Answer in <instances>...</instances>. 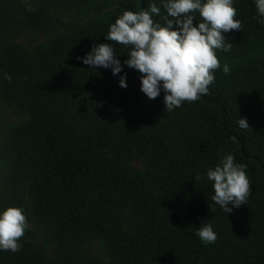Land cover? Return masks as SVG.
Wrapping results in <instances>:
<instances>
[{"label":"trees","instance_id":"obj_1","mask_svg":"<svg viewBox=\"0 0 264 264\" xmlns=\"http://www.w3.org/2000/svg\"><path fill=\"white\" fill-rule=\"evenodd\" d=\"M150 3L160 6L0 0V207H22L29 224L0 264H264V24L253 0H235L241 30L217 52L230 74L217 69L208 95L165 112L163 93L139 90L122 45L125 88L121 74L76 59ZM221 151L250 181L246 205L228 214L205 178ZM202 221L212 244L194 234Z\"/></svg>","mask_w":264,"mask_h":264},{"label":"clouds","instance_id":"obj_2","mask_svg":"<svg viewBox=\"0 0 264 264\" xmlns=\"http://www.w3.org/2000/svg\"><path fill=\"white\" fill-rule=\"evenodd\" d=\"M234 3L235 0H160V6L150 3L138 12L125 10L104 35L112 43L93 44L76 59L91 69H108L116 76L123 69L114 45H122L127 49L123 65L141 74L139 90L150 100L163 93L164 111L171 112L185 102H196L208 95L217 69L230 74V66L220 64L217 52L231 50L232 43L224 33L241 30ZM253 4L257 22L264 24V0H253ZM161 8L163 24L152 18L161 15ZM4 77L11 79L7 73ZM118 86L127 87L126 73L119 76ZM236 124L240 129H249L243 117L237 118ZM246 169V164L235 162L231 153L222 151L217 163L206 169L205 178L214 192L211 200L225 214L247 203L250 181ZM28 228L22 207H0V251L18 252ZM193 231L202 244H212L217 239L210 222L202 221Z\"/></svg>","mask_w":264,"mask_h":264}]
</instances>
